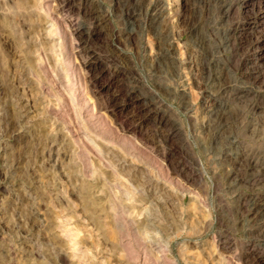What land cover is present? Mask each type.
I'll return each instance as SVG.
<instances>
[{
    "label": "rangeland",
    "instance_id": "374dc122",
    "mask_svg": "<svg viewBox=\"0 0 264 264\" xmlns=\"http://www.w3.org/2000/svg\"><path fill=\"white\" fill-rule=\"evenodd\" d=\"M263 154L264 0H0V264H264Z\"/></svg>",
    "mask_w": 264,
    "mask_h": 264
},
{
    "label": "bare ground",
    "instance_id": "6f19581e",
    "mask_svg": "<svg viewBox=\"0 0 264 264\" xmlns=\"http://www.w3.org/2000/svg\"><path fill=\"white\" fill-rule=\"evenodd\" d=\"M231 7V6H230ZM91 12V11H90ZM156 13V12H155ZM128 18V17H127ZM86 31V30H85ZM166 49V48H165ZM167 50V49H166ZM161 51V50H160ZM168 51V50H167ZM166 53V52H165ZM165 55V54H164ZM165 58V57H164ZM188 87V86H187ZM146 91V90H145ZM188 91V90H187ZM185 92V91H184ZM155 93V92H154ZM183 93V92H182ZM193 93V92H192ZM248 93V92H247ZM152 94V93H151ZM187 94V93H186ZM189 94V93H188ZM194 94V93H193ZM238 94V93H237ZM143 95H144V93H143ZM153 95V94H152ZM156 95V94H155ZM157 96V95H156ZM158 99V98H157ZM159 99L162 101L163 99L162 98H160L159 97ZM245 100V99H244ZM247 100V99H246ZM210 116V115H209ZM262 161H263V165H264V154H263V156H262ZM263 169V168H262ZM264 178V177H263ZM262 178V179H263ZM226 245V244H225ZM63 257H64V255H63Z\"/></svg>",
    "mask_w": 264,
    "mask_h": 264
}]
</instances>
